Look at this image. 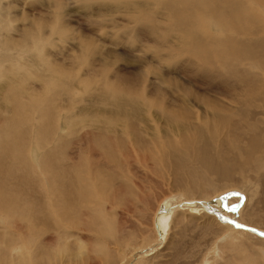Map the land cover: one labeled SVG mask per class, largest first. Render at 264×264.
I'll list each match as a JSON object with an SVG mask.
<instances>
[{
    "label": "bare ground",
    "instance_id": "6f19581e",
    "mask_svg": "<svg viewBox=\"0 0 264 264\" xmlns=\"http://www.w3.org/2000/svg\"><path fill=\"white\" fill-rule=\"evenodd\" d=\"M159 2L168 7L175 28L188 38L178 51L190 54L195 78L216 83V94L224 104L206 97L203 111L211 116L200 125L184 123L179 139L136 142L134 147L126 136L129 118L121 124L105 115H74L76 89L91 81L80 79L79 87L74 84L73 89L74 85L65 83L68 76L62 68L48 60L36 65L20 49L21 43L18 46L14 38L1 36L11 19L0 16V79L5 80L0 86V264H71L89 252L90 242L107 264H116L120 251L129 248L133 249L121 264H146L144 258L156 256L165 247L174 222L186 210L194 219L206 218L210 230L221 231V241L226 242L222 249L217 242L211 249L212 256L221 253L222 257L201 264H264L262 249L238 242L239 233L264 242V236L255 232L264 234V229L252 223L258 208L251 205L245 213L250 199L231 188L210 200L177 196L178 204V198L167 197L153 215V237L135 247L144 232L142 222L151 196L133 183L129 168L134 157L144 165L154 164L153 171L161 175L163 169H173L179 180L187 177L194 192L201 187L209 192L213 176L264 181V0ZM106 87L116 92L111 84ZM186 95L198 101L197 95ZM65 99L71 102L69 108L61 103ZM164 113L179 118L177 111ZM116 126L122 134L111 138L117 135ZM72 146L77 149L73 160ZM226 193L233 194L223 201ZM256 195V205L264 207V186ZM236 204L241 206L234 211L231 207ZM135 217L138 225L128 230ZM77 235L83 243L70 244ZM83 238L90 242L85 244ZM181 242L173 245V259L192 264Z\"/></svg>",
    "mask_w": 264,
    "mask_h": 264
},
{
    "label": "rangeland",
    "instance_id": "374dc122",
    "mask_svg": "<svg viewBox=\"0 0 264 264\" xmlns=\"http://www.w3.org/2000/svg\"><path fill=\"white\" fill-rule=\"evenodd\" d=\"M163 7L159 0H0L1 19L2 14L8 16V21L11 19L9 26L2 30L1 36L14 38L18 46L21 43L20 49L27 51L26 56L34 59L36 65L48 60L62 68L69 78L65 82L67 85L75 84L79 87L80 79L85 83L91 81L85 88H77L81 91L76 89V92H79L77 102L73 101V106L70 105L74 115H105L119 120V123L128 121L129 118L128 124L131 126L126 136L128 144L132 147L136 142L179 139L184 123L187 126H198L210 118L211 114L203 111L207 105L206 97L216 99L221 104L224 102L216 94V83L195 78L196 69L192 66L190 54L188 56L187 53L178 51L180 43L188 42V38L175 28L174 20L168 14V7ZM4 83L5 80L0 79V86ZM34 84L38 85L37 82ZM107 84L114 86L116 92L110 93ZM75 85L72 86L73 89ZM186 93L197 95L198 101H191ZM61 103L69 108L71 102L68 103L65 99ZM225 105L230 106L227 103ZM165 111L179 112L178 120H175L173 115L165 114ZM63 116H67V111ZM116 128L117 135L111 134V138L120 137L119 133L122 134L121 128ZM72 147L73 155H70V159L73 160L77 149ZM130 162L132 163L129 172L133 183L147 193L150 191L151 196V206H147L148 212L142 222L144 232L138 235L135 247L143 246L153 237V215L158 205L169 196L178 198L179 204L180 198L177 196L210 200L230 188L238 190L250 199L245 213L253 207H256L253 208L256 210L258 208L259 214L255 215L258 219H253L252 223L258 225L257 228L264 229V207L256 205L259 199L256 194L263 191L264 186L261 177L245 178L237 175L226 181L213 176V188L209 192L202 187L194 192L190 179L185 177L179 180L173 174V169H163L161 175L158 171H153L156 167L154 164L147 162L148 164L144 165L135 157ZM32 163L37 166L34 159ZM261 176H264V173ZM205 192L208 194L203 197L201 193ZM251 205L255 206L250 207ZM194 217L188 210L181 212L179 220L174 222L165 247L156 256L144 258L147 261L145 263L181 264L173 259V245L177 241H182L185 251L189 252H185L188 256L186 259L194 260L192 264H201L205 259L214 262L216 258L222 257L221 253L219 256L215 254L216 258L211 255L214 254L211 249L216 242L219 249L226 243L221 241V231L214 233L213 229L208 227L206 218ZM182 219L183 224L179 222ZM133 220L127 225L128 230L133 228V224L138 225L137 218ZM219 227L217 226L218 229ZM81 235L85 237L87 233ZM238 235V242L248 244L252 249L256 246L264 251L263 239L245 233ZM183 237L184 239H181ZM78 241H81L79 235L70 244ZM88 242L90 241L86 239L85 244ZM90 243L87 244L89 252L77 256L71 264L105 263L98 257L99 253L96 255L93 251L95 246ZM193 243L198 246L193 247ZM131 249L133 248L121 250L116 264L126 263L123 260ZM111 250L116 249L112 247Z\"/></svg>",
    "mask_w": 264,
    "mask_h": 264
},
{
    "label": "water",
    "instance_id": "95a60500",
    "mask_svg": "<svg viewBox=\"0 0 264 264\" xmlns=\"http://www.w3.org/2000/svg\"><path fill=\"white\" fill-rule=\"evenodd\" d=\"M232 194H233V193H226V194H224V195L221 197V199H222L223 201H226L229 197L232 196ZM239 203H240V202H239ZM239 206H241V205H240V204H236V205L232 206L231 209L235 211V210H237V208H238ZM255 232H257V233H258L259 235H261V236H264V235H262L261 232H258V231H255Z\"/></svg>",
    "mask_w": 264,
    "mask_h": 264
},
{
    "label": "snow or ice",
    "instance_id": "6c2138e0",
    "mask_svg": "<svg viewBox=\"0 0 264 264\" xmlns=\"http://www.w3.org/2000/svg\"><path fill=\"white\" fill-rule=\"evenodd\" d=\"M239 226V225H238ZM262 235H264V234H262Z\"/></svg>",
    "mask_w": 264,
    "mask_h": 264
}]
</instances>
